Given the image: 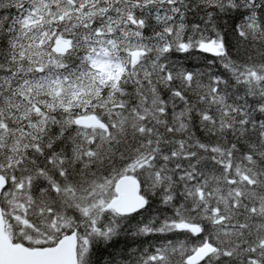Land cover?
I'll use <instances>...</instances> for the list:
<instances>
[{
    "label": "snow or ice",
    "instance_id": "1",
    "mask_svg": "<svg viewBox=\"0 0 264 264\" xmlns=\"http://www.w3.org/2000/svg\"><path fill=\"white\" fill-rule=\"evenodd\" d=\"M0 264H264V0H0Z\"/></svg>",
    "mask_w": 264,
    "mask_h": 264
}]
</instances>
